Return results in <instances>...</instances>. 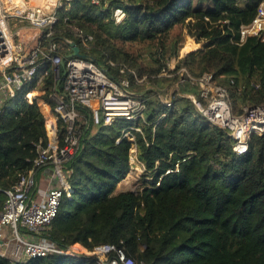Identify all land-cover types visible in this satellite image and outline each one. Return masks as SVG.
<instances>
[{"label":"trees","instance_id":"16d2710c","mask_svg":"<svg viewBox=\"0 0 264 264\" xmlns=\"http://www.w3.org/2000/svg\"><path fill=\"white\" fill-rule=\"evenodd\" d=\"M260 2L111 0L110 7L125 12L120 24L111 21L110 9L90 0H73L58 10L53 40L63 46L64 39L78 42L67 32L69 24L91 34L81 56L114 80L127 77L145 111L144 121L82 130L80 150L65 167L69 190L42 237L59 249L79 245L89 252L115 245L144 264H264V135H252L247 154L237 156L227 131L205 123L190 100L174 96L172 107H164L160 97L180 78L157 77L169 59L179 58L174 72L184 67L194 78L211 74L228 90L236 115L264 103V41L239 44V29L253 20ZM176 28L178 35L171 36ZM65 49L62 58L69 53ZM182 50L191 51L180 57ZM122 67L126 71L119 75ZM44 69L39 86L37 79L24 86L13 108L0 111V191L34 169L39 150L48 145L42 109L53 112L51 94L62 82L56 86L49 64ZM132 72L149 77L148 83L135 85ZM177 89L197 93L187 83ZM78 111L88 118L86 109ZM56 128L61 147L65 124L58 119ZM125 129L133 141L122 138ZM132 148L144 169L143 186L113 194L130 171ZM4 201L0 192V212ZM0 264L88 263L85 257L50 255L24 263L0 258Z\"/></svg>","mask_w":264,"mask_h":264},{"label":"built area","instance_id":"2783aa9c","mask_svg":"<svg viewBox=\"0 0 264 264\" xmlns=\"http://www.w3.org/2000/svg\"><path fill=\"white\" fill-rule=\"evenodd\" d=\"M72 1L55 0L51 4L47 1L36 4L32 0H0V111L13 108L24 86L35 79L37 86L42 83L45 64L52 67L56 82L58 79L62 82L61 90L56 87L51 94L55 103L53 112L44 107L48 145L39 150L33 162L34 169L21 176L11 189L0 191L5 196L0 212V258L8 259L11 263H24L61 255L74 259L85 257L88 264H144L135 262L115 245H98L89 252L85 250L86 254L83 255L73 247L59 249L42 237V232L58 214L62 195L69 190L65 167L80 150L82 130L89 125L108 127L117 121H144L145 102L132 90L127 77L114 80L104 67L94 61L69 57L72 53L70 43H76L81 53V47L89 49L93 41L91 34L69 24L67 32L78 42L64 39L63 46L53 40L59 20L58 10ZM109 1L90 0V3L101 10L110 9L111 21L120 24L125 12L121 8L110 7ZM28 31H34L35 35L30 36ZM248 38L264 41V0H261L253 20L239 29V44ZM63 48L69 52L64 58L61 56ZM178 61L179 58L175 59L172 67L162 69L157 77H169L167 74L175 70ZM61 64L64 69L60 68ZM108 65L113 66L112 63ZM60 69L63 71L62 78L59 76ZM125 71L122 67L118 73L124 75ZM175 73L180 78L175 88L167 90L160 97L164 107H172L174 96L190 100L195 113L205 123L227 131L234 142L232 149L237 156L247 154L252 135H264V103L243 107L241 113L236 115L228 90L216 84L211 74L194 78L184 67ZM148 78L137 77L132 72L137 86L147 84ZM186 83L196 88V95L178 91V85ZM78 108L88 111L87 119ZM58 119L65 124L61 147L58 146L56 134ZM122 138L133 141L126 129L122 131ZM131 150L135 151V148ZM41 170L47 174L44 181L37 179V173Z\"/></svg>","mask_w":264,"mask_h":264},{"label":"rangeland","instance_id":"374dc122","mask_svg":"<svg viewBox=\"0 0 264 264\" xmlns=\"http://www.w3.org/2000/svg\"><path fill=\"white\" fill-rule=\"evenodd\" d=\"M178 28H176V29H174L173 31H172V34H171V36H173V35H178ZM28 34L30 35V36H34L35 35V32L34 31H28ZM187 40L186 39H184V41L183 42H181L182 44H181V46H182V49H183V46L186 44L185 42H186ZM134 51H137L138 49L137 48H134L133 49ZM192 50V49H191ZM191 50H187V51H183L182 53H180L179 54V56L180 57H182V56H184L185 54H187L188 52H190ZM175 60V58H171V59H169L168 60V62L166 63V69L168 68V67H172V63H173V61ZM176 66V65H175ZM175 69V68H174ZM167 75H170L169 76V78L170 77H173V76H178V74L177 73H175L174 71H172V72H169ZM173 88H175V85L171 88V89H173ZM170 89V90H171ZM134 153H135V155H134ZM132 160V161H131ZM137 159H136V151H133V150H131V152H130V171H129V173H128V175L126 176V178L123 180V181H121V183L122 182H124V181H126L127 180V185L126 186H120V184L121 183H119L118 185H117V191H120V192H133V193H136V192H138V191H140L141 190V188H142V186H143V182H142V175H143V171H144V169H143V167H142V165L141 164H139V162L138 161H136ZM142 170V171H141ZM134 174V175H133ZM132 176V177H131ZM129 177V178H128ZM137 178V179H136ZM132 180V181H131ZM130 184V185H129ZM134 188V189H133ZM73 247V249L74 250H76L79 254H83V255H85L86 253H85V249L83 248L82 249V247L81 246H79V245H73L72 246Z\"/></svg>","mask_w":264,"mask_h":264},{"label":"water","instance_id":"95a60500","mask_svg":"<svg viewBox=\"0 0 264 264\" xmlns=\"http://www.w3.org/2000/svg\"><path fill=\"white\" fill-rule=\"evenodd\" d=\"M69 47L71 48V51H72V53L69 55V57H82L80 50H79V47L76 45V43H74V42L70 43ZM60 68L64 69V65L61 64ZM59 84H60V80L58 79L56 82V86H58ZM150 90L154 93H157V91L154 89H150Z\"/></svg>","mask_w":264,"mask_h":264},{"label":"crops","instance_id":"0c3cea01","mask_svg":"<svg viewBox=\"0 0 264 264\" xmlns=\"http://www.w3.org/2000/svg\"><path fill=\"white\" fill-rule=\"evenodd\" d=\"M42 110H43V112H44V116H45V115H46V113H45V109L43 108ZM45 117H46V116H45ZM139 164H141V163L139 162ZM141 165H142V164H141ZM142 167H143V166H142ZM46 176H47V174H46L45 172H43L42 170L39 171V172L37 173V179H38L39 181H44V179L46 180ZM118 193H121V192H120V191H117V188H116L113 194H118ZM82 249H83V248H82Z\"/></svg>","mask_w":264,"mask_h":264},{"label":"bare ground","instance_id":"6f19581e","mask_svg":"<svg viewBox=\"0 0 264 264\" xmlns=\"http://www.w3.org/2000/svg\"><path fill=\"white\" fill-rule=\"evenodd\" d=\"M32 1H34V3H36V4H41V3H43L44 1H47L48 2V4H51V3H54L55 2V0H32ZM134 155H135V153H134ZM132 161V160H131ZM137 161V160H136ZM142 171V170H141ZM134 175V174H133ZM132 177V176H131ZM129 178V177H128ZM137 179V178H136ZM132 181V180H131ZM127 185V180L126 181H124V182H122L121 184H120V186H126ZM130 185V184H129ZM134 189V188H133Z\"/></svg>","mask_w":264,"mask_h":264}]
</instances>
